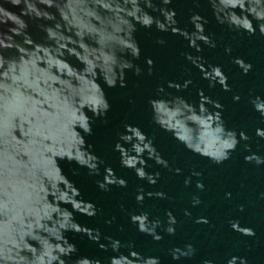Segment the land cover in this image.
I'll use <instances>...</instances> for the list:
<instances>
[{"label":"water","instance_id":"obj_1","mask_svg":"<svg viewBox=\"0 0 264 264\" xmlns=\"http://www.w3.org/2000/svg\"><path fill=\"white\" fill-rule=\"evenodd\" d=\"M137 2L0 0V264H264V0Z\"/></svg>","mask_w":264,"mask_h":264},{"label":"clouds","instance_id":"obj_2","mask_svg":"<svg viewBox=\"0 0 264 264\" xmlns=\"http://www.w3.org/2000/svg\"><path fill=\"white\" fill-rule=\"evenodd\" d=\"M16 2H18V0H16ZM171 2H172V0H162V3H163L164 5H169V4H171ZM142 3H143L148 9H153V8H154L153 0H138V2H137V7H138L140 10L137 12V15H136L135 17L130 18L131 21H132V20H135L137 23H139L141 26H143V27H145V28H151V27L153 26V24H155L159 31H161V32H167V31L169 30V28H168L167 30L163 29V28L161 27L160 21L157 20V19H154V18H153V17H152L147 11H145L144 8H142V7L140 6ZM48 6H49V7H52V6H53V4H52V0H48ZM233 7H235V5H233ZM159 11H161V14H162L165 18H166V17L171 18L172 21H173V23H176V22H177L176 19H175V17H176V13H175V11H169L166 7H165L164 9H160ZM166 21L168 22L167 19H166ZM258 21H264V17H259V18H258ZM233 23H235V22H233ZM257 23H258L259 30H260L261 34H264V23H260V22H257ZM230 27H232V26L230 25ZM234 28L237 29V30H241V29H242V30H246V31L249 32L250 34H254V33H255V29L252 28V25H251V22H250V21H245V22H243V23H241V24H239V25H236ZM204 31H205V29L203 28V31L200 33V35L203 37V39H202V40H199V41H202L204 44H207V45H209L210 47H215V46H216L215 43H214V42H213L208 36H206V35L203 34ZM133 34H134V33H133ZM132 39H133V43L135 44V50H136V52H137V55H136L135 57L139 58V55H140L139 47H138V45L134 42V38H133V37H132ZM157 43L160 44V45H164L166 42H165L163 39H160V40L157 41ZM190 46L193 47L192 44H191ZM194 48H197L198 51H202V49H200V48L197 46V43H196V46H195ZM226 51H228V52L230 53V52H231V49L229 48V49H227ZM187 58H188L189 60H192L193 63H194V61H196V60H194L190 55H189ZM148 63H149V65H151V64H152V61L149 60ZM235 63H237V64H238V65L244 70L245 73H247L248 71L251 70V65L245 64L244 61H242V60H240V59H237V60L235 61ZM132 67H133V65L130 63V67H128L127 69H131ZM215 68L218 69L220 73H222V70H221L219 67H215ZM136 72H137V75H139L140 72H141V69L137 68V69H136ZM222 75H223V74H222ZM204 78L207 79L206 77H204ZM223 79H224V81H226V77L223 76ZM216 80H219V79H215V78H213V79L211 80V81H213V83H212V85H211L212 87L215 86V81H216ZM219 82L221 83L220 80H219ZM106 83L108 84L109 87H115L116 84H117V78L113 79L112 81L106 82ZM188 83H191V82L189 81ZM221 84H222V83H221ZM222 85H225V88H226V84H222ZM122 86H123V85H122ZM226 90H227V88H226ZM161 91H163V89H161ZM236 99L238 100L239 98L236 97ZM109 108H110V106H109V104L107 103V101H106V99H105V102H104V105H103V109H102V111H100V113L98 114V116H100V115H105V114L107 113V111L109 110ZM139 131H140V130H139ZM85 132H86L87 134L91 135V133H92V129H91V127H90V123L88 124L87 128L85 129ZM140 132H141V131H140ZM141 134L145 137V142H146L147 144H151V142H148V141H147V137H146L142 132H141ZM125 135H127V134H125ZM125 135H122V137H121L122 140H124V136H125ZM151 145H152V144H151ZM152 146H153V145H152ZM120 147H121V146H120L119 144H117V151H120ZM153 148H154V147H153ZM154 149H155V148H154ZM85 153H86L87 157H88L89 160H90V164H88V165H86V164H81L80 161H79L78 159H75V158L70 159L69 161H75V162H77L79 165H81V166H85V167L89 168V170H90V174H96V175H98V174H99V164L102 163V162L99 161V159H98L97 157H95L94 155H90V154H89L88 152H86V151H85ZM160 159H162V158H160ZM225 159H227V157H226ZM219 162H220V161H219ZM122 165L125 167V164H124V158H122ZM135 170H136V174H137V176H138L139 179H142V180H143V179H148L150 183H152V184H155V183H156V179L153 178V177H151V176H149L148 173H146L142 167H138V166H137V167L135 168ZM107 171H108V174H109V173H112V177H111V180H109V176H106L105 181H103V182H98V187H99L101 190H103V191H108V190H109V186H111V185H118L119 187H127V182H126L125 180H123V179H116L115 176H114V173L112 172L111 169H108ZM65 180H66L68 183L71 184L73 191H75V192L77 193V196H76V197H79V196L81 195L80 192H79V190L76 189V188L74 187V185H73L71 182H69V181L67 180L66 177H65ZM201 187H202V185H201ZM76 197H75V198H76ZM143 198H144V196H143L142 194H141V195H138V197H137L138 202L143 203ZM197 203H199L198 200H197ZM87 204L92 208V213H91V215H89V217H94V216H96V215H97V210H96L95 205H94V204H91V203H87ZM144 215H147V214H144ZM131 219H132V222H133L134 224H137V223H136V219H137V216H136V215H133V216L131 217ZM205 222H206V221H205ZM73 223H75V222H74V219H73ZM171 223H172V224H175V223H176V221H175L174 218L171 220ZM76 224H77V223H76ZM138 226H139V230L142 232L143 229L141 228V226H140L139 224H138ZM167 232H168L169 234H174L175 229H174L173 227H169V228L167 229ZM147 234L153 235V236H154V239H156L157 241H159L160 239H162V237H160L159 235L152 234V233H147ZM247 235H254V233L251 232L250 230H248V234H247ZM117 244H118V242H117ZM70 246L74 247L73 245H70ZM157 262H158V261H157Z\"/></svg>","mask_w":264,"mask_h":264}]
</instances>
